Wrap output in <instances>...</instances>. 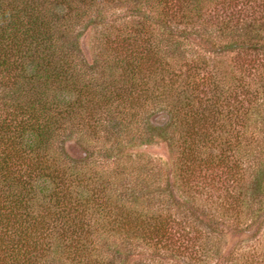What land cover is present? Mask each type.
<instances>
[{"label":"trees","instance_id":"trees-1","mask_svg":"<svg viewBox=\"0 0 264 264\" xmlns=\"http://www.w3.org/2000/svg\"><path fill=\"white\" fill-rule=\"evenodd\" d=\"M262 224L264 0H0V264H264L219 241Z\"/></svg>","mask_w":264,"mask_h":264},{"label":"rangeland","instance_id":"rangeland-1","mask_svg":"<svg viewBox=\"0 0 264 264\" xmlns=\"http://www.w3.org/2000/svg\"><path fill=\"white\" fill-rule=\"evenodd\" d=\"M231 10H233L235 13H237V11L238 12L240 11V8L235 7V8H232ZM226 11H227V9H226ZM226 11L224 12V10L222 11V9L221 10L218 9L216 11H213V13L209 17V19L211 18V20H214V17L215 18L221 17L224 15V13H227ZM206 28L209 30H207ZM206 28L201 27V29L204 31V33L206 31H210V28H213V27L211 24H209V26ZM201 29L199 28V31ZM91 36H93V35H91ZM89 40L90 39L86 38V37H82L79 40L80 46H81L83 53H84V56L87 58L89 57V53H88V49L86 48V43H88ZM89 44H90V42H89ZM90 47H91V45H89V48ZM196 50H197V48H196ZM199 53H203V52L200 51ZM240 61L243 62V58H240ZM244 63L247 64V62L245 60H244ZM249 63H251V62H249ZM157 111H158L157 106H154L153 109L148 108L147 113L146 114L144 113V115L142 114V116H140V123L138 126L141 130H144V132H145L144 139L145 140H151L152 141L151 143H154V144L153 145H139V143H141L142 140L137 139V140H135L136 146H134L132 148L128 147L125 150V151H127L128 156H130L132 158L141 157L146 162L151 161L153 163V166L156 168V171H157V169H159V167H161V165L164 166L165 164H168L169 161H171L170 150L167 148L165 143L160 142V140L157 139L158 136L155 134V131H152L151 125H148V124H152V126L157 127V126L162 124L161 122H163V121H161V118H162L161 116H163V115L158 114ZM79 142H78V138L74 136V137L70 138L68 140V142L66 143V153L69 155V157L71 159L78 161V162L84 159V151H86V144L82 145ZM117 153H119V151ZM93 154H94L93 157L96 158L95 160L98 162L99 165L103 164L104 166H106L109 164V160H105V158L101 157V154H103L102 152H100L98 154V152L95 151V152H93ZM110 166L111 165H108V167H110ZM215 197H216V195L213 194V196L210 198L209 201H211V202L215 201L214 200ZM255 231H256V233L221 237V239H219L220 246L224 247L225 250L231 249V248L238 249V250H246L245 251L246 254H248V250L250 248L263 250V248H264V224H262V226H260ZM216 236L220 237L219 235H216Z\"/></svg>","mask_w":264,"mask_h":264}]
</instances>
